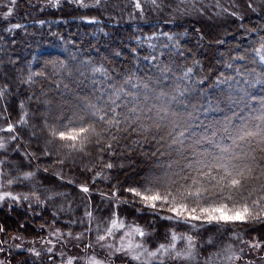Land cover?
Segmentation results:
<instances>
[{
	"label": "trees",
	"instance_id": "16d2710c",
	"mask_svg": "<svg viewBox=\"0 0 264 264\" xmlns=\"http://www.w3.org/2000/svg\"><path fill=\"white\" fill-rule=\"evenodd\" d=\"M2 1L8 3V0H0V3ZM168 2L171 0H162V4ZM225 2L236 9L240 16H227L221 11V17H217L221 20L213 23L218 28L216 31L222 30V34L220 40L211 45L214 51L208 50L209 53L200 42V36H206L200 30V20L191 15L188 21L178 22L180 15L169 14L167 8L160 14L153 11L142 15L144 8L142 11L135 10V0H107L104 4V9H125L124 12L96 10L85 14L73 12L66 4L52 9L46 0H17L8 20L0 16V89L7 86L1 100L14 128L16 125L18 137L12 144L18 148L20 145L28 148L34 158H39L40 164L34 168L38 174L55 177L54 183L44 184L37 190L48 207L54 203L52 194L56 187L61 192H69L70 199L74 200V208L79 209L84 204L79 196L87 193L81 191L80 186L89 184V181L80 178L83 168L91 170L92 179L97 171L102 172L99 178L104 175L113 178V182L118 184L115 187L117 195L123 200L121 194L127 193L126 188L142 185L146 178L162 174L159 165L166 166L178 159L175 149L180 146L172 145L169 133L176 135L182 128H152L148 131L136 129L135 125L122 124L119 130L113 128L110 133H105L100 145L93 142L87 146L86 153L73 152L70 155L67 149L60 147V142L48 143L51 138L46 125L54 122V117H73L74 113L81 111L82 98L88 97L94 101L96 96L110 92V85L119 86L128 77L134 82H150L154 88V92L150 93L152 96L160 91L172 94L176 84H180L183 95H178V102H173L171 107L180 113L182 123L187 126L184 139L188 149L186 155L190 156V146L194 140L209 137L223 147L232 148L237 154L249 152L256 157L257 164L264 165V153L259 150L258 138L240 141L238 147L233 145L230 138L236 135V126L246 124L249 129L255 130L262 123L259 117L264 112V65L259 64L258 58L257 63L253 64L250 58L255 55L253 49L258 48L261 38H264V0ZM141 3L143 6L151 5L148 0H141ZM217 13L220 14L219 11ZM108 17L134 21L114 22ZM153 17H172L173 21L145 20ZM243 21L247 25H242ZM13 24L20 27L12 28ZM217 52L220 56H216ZM165 66L171 71L162 72ZM93 67H103L107 76L94 74ZM189 67L192 72L188 78L181 79ZM30 75L33 83L27 82ZM143 99L141 89V103ZM149 103L156 101L150 100ZM21 116L24 123L20 122ZM67 122V119H63V123ZM113 135L115 140L111 138ZM108 144L112 145L110 149ZM198 147L216 150L206 141ZM127 151H131V154L126 155ZM143 151L150 158L142 155ZM18 152L21 154L20 150ZM34 158L31 157V160ZM60 160L64 163H59ZM109 163L112 167H105ZM234 163L243 165L251 161L240 159ZM54 165L59 166L57 168L60 170ZM259 172L260 168L256 167L253 176L259 175ZM58 173L63 174L64 178L59 179ZM99 178H95L92 189L99 184ZM33 181L36 180H26L25 187L38 188ZM255 183L250 179L249 185ZM128 198L139 199L131 195ZM10 206V211L0 206V229H3L0 236H5L0 240V260L5 264H46L42 253L37 256L31 250L13 251L10 248L13 243L41 241L46 237L42 235L44 233L40 226L36 227L38 222L44 221L43 218H33L38 217V205L23 208L16 202ZM137 206L151 209L142 202ZM127 209L132 210L131 205ZM74 212L77 211L66 214L54 212L52 219L75 228L72 221L75 220ZM158 219L153 218V222L157 223ZM254 221L244 225L260 228L258 230L264 234V219ZM202 222L211 227L224 226V223ZM8 228H15L16 236ZM9 232L14 237L7 235ZM262 236L260 241L264 242ZM82 245H78L79 250L86 251ZM60 247L72 249L65 242H61ZM258 255L250 259L251 264H257L259 258L264 261V244Z\"/></svg>",
	"mask_w": 264,
	"mask_h": 264
},
{
	"label": "snow or ice",
	"instance_id": "6c2138e0",
	"mask_svg": "<svg viewBox=\"0 0 264 264\" xmlns=\"http://www.w3.org/2000/svg\"><path fill=\"white\" fill-rule=\"evenodd\" d=\"M75 2L81 7H90L84 3V0H75ZM16 3L17 0H8V3L0 5L6 9L2 17L4 20H8L13 14ZM59 3L60 0H48L51 7H58ZM100 3L101 0H95L94 6H99ZM150 3L154 8L162 7V0H150ZM217 7L221 6L217 4ZM134 9L143 10L141 0H135ZM19 27L18 24L12 25V28ZM261 39L260 46L253 49L255 55L250 58L253 64L257 63L258 58L259 64L264 65V38ZM153 59L155 58L153 57ZM161 71L169 72L171 69L165 66ZM92 72L107 76V71L103 67H93ZM191 72L192 68H187L181 79L188 78ZM252 72H255V69H252ZM36 75H43V73ZM27 82H34L31 75ZM110 88V92L96 96L94 101L88 97L82 98L81 111L74 113L73 117H54V122L46 125L51 138L48 143L60 142V147L67 149L70 155L73 152L86 153L87 146L93 142L100 145L105 133H110L113 128L119 130L122 124L135 125L136 129L148 131L152 128L157 130L167 127L173 130L182 128L183 130L176 135L169 133L172 137V145L180 146L175 149L178 159L170 161L166 166L159 165L162 168V174L146 178L144 184L128 187L125 191L130 193L133 198H139L145 207L159 208L161 211L172 213V218L178 224L191 221L224 224L247 223L264 219V165L257 164L255 156L249 152L237 154L232 148L223 147L209 137L194 140L190 146V156L185 154L188 151L184 145L187 126L182 123L180 113L171 107L173 102H178V95H183V89L179 83L176 84L172 94L160 91L158 95L154 96L150 95L154 92L150 82H134L131 77L126 78L119 86L110 85ZM141 89H143L144 97L142 103L140 101ZM6 92L7 86L0 89V97L4 96ZM129 97L131 99H128ZM150 100H155L156 103L150 104ZM63 119H67L68 122L63 123ZM259 119L262 123L255 130L249 129L246 124L236 126V135L230 136L234 146L238 147V142L247 141L250 137L258 138L259 150L264 153V112ZM20 122H25L23 116H21ZM14 131L15 128L11 122L7 124L6 128H0V132L13 133ZM111 138L116 139L114 135ZM10 139L16 140L17 137L12 135ZM205 141L212 144L216 150L199 148L198 146ZM3 147L4 143H0V148ZM107 147L110 149L112 145L108 144ZM240 159H248L251 163L243 165L234 163ZM58 162L64 163L63 160ZM105 167L111 168L112 164L109 163ZM256 167L260 168V172L259 175L253 176ZM0 175L3 174L0 173ZM25 175L32 174L26 173ZM100 176H102V172L97 171L93 183L96 182L95 178ZM250 179L257 183L249 185ZM7 183L12 184L13 180H8ZM81 190L85 193L89 192L87 186L82 185ZM116 195V192L111 193L113 197ZM5 197H11L13 200L20 198L12 196L11 192L0 194V200ZM23 198L29 199L27 195ZM86 214L89 217L92 216L91 212ZM115 216L116 214L113 213L103 228L100 224L97 225V243L101 249L108 250L106 257L97 259L94 254L88 258L85 264H117V261L119 264H133V262H137V264H165V257L173 260L194 258V244L191 236L185 237L183 234H179L178 237L176 233H173L168 244L162 243L154 250H149L143 243L135 242L133 239L137 233L143 237L144 232L138 227L125 224L123 220H118ZM2 230L0 229V231ZM117 230L123 231V235L120 236L119 247H114L112 243L105 241L107 237L115 238ZM178 238L182 241L186 239L187 244L182 248L178 247L175 243ZM262 244L264 242L254 240L250 247L260 249ZM48 251L51 252L52 249H48ZM36 255L39 256L40 253L36 252ZM214 255L222 259L225 264H235V261L241 259L237 253L232 251L231 246L225 248L223 254L216 253ZM77 259V256H72L65 264H74ZM212 262L213 256L210 255L206 258V264H212Z\"/></svg>",
	"mask_w": 264,
	"mask_h": 264
},
{
	"label": "rangeland",
	"instance_id": "374dc122",
	"mask_svg": "<svg viewBox=\"0 0 264 264\" xmlns=\"http://www.w3.org/2000/svg\"><path fill=\"white\" fill-rule=\"evenodd\" d=\"M106 1L107 0H101L99 6H94L95 0H84V3L90 5V7L84 8L79 6L75 0H60L58 7L66 4L67 7H69L73 12L80 14L90 13L96 10H100V12L106 10H121L122 12L126 11L125 9H104L106 6L104 5ZM252 1L256 2V0ZM46 3L48 7L52 9L58 8L51 7L48 4V0H46ZM3 4L6 3L2 1L0 5ZM217 4H219L221 7H217ZM178 5H180V7H178ZM143 8L144 10L142 11V15L146 14L147 12L153 13V11H155L154 14H160L164 8H167L169 14L180 15L178 22L188 21V17L193 15L195 19L201 21L200 30L202 31V35L205 33L206 36H200V42H202L203 46L206 47L208 53L210 50L214 51L211 45L215 42H218L220 40V34H222V30L216 31L218 28H216V24L213 23V21L221 20V18H217L221 17V11L227 9V11H224L225 15H232L233 17L240 16L236 9L226 5L225 0H183V3H181V0H171V2L162 4V7L159 9L154 8L152 5H145ZM218 11L220 14L217 13ZM5 12L6 9L0 7V16H3ZM233 12L236 14L233 15ZM108 18L113 19L114 22L134 21V19L127 20L114 19L112 17ZM211 18L215 20H212ZM138 19L141 20L140 18ZM145 20L172 22L173 18L153 17L152 19ZM203 21H205L204 24ZM245 23L246 21H243L241 24L245 26L247 25ZM196 25L198 24L196 23ZM234 26L236 27V25ZM237 27H239V24ZM201 52H203L202 48ZM216 56H220V53L217 52ZM207 57H209L208 54ZM9 122H11L10 115L8 111L4 110V106L0 97V128H6ZM37 134V136H39V133ZM12 135L18 137L16 134V129L13 133L0 132V143H4V147L0 148V173L3 174L0 175V185H2L0 186V194L4 192H11L12 196H17L20 198L13 200L11 197H5L3 200H0V206L4 207L7 211H10V205L16 204V202L23 208H30L37 204L39 207L38 217L33 218H43L44 221L38 222L36 227L40 226L42 232L44 233L42 235L46 236L41 241H20L13 243L10 246L13 251H32L35 249V251H32V253H42V255L45 257L46 264H65V262L72 256L78 257V259L74 261V264H85L88 258L92 257L94 254L97 259L104 258L106 257L108 250L101 249L100 245L97 243V225L100 224L101 228H103L107 224L108 219L112 217L113 213L116 214V219L123 220L125 224L138 227L144 232L143 237L137 233L133 239L135 242L143 243L147 248H149V250H154L159 246V244L162 243L168 244L173 233H176L178 237L179 234H183L185 237L191 236L193 238L195 254L193 259L173 260L171 258L165 257V264H206V258L210 255L213 256V262H216L217 264H225L222 259L216 257L214 254H223V250L228 246H231L232 251L241 257V259L235 261V264H251L250 259H254L255 256L259 257V252L263 250V244L260 249L250 247L254 240L260 241V235H263L262 237H264V234L258 230L260 228L244 225L245 223L241 222H231L223 224L224 226L221 227H211L208 224H204L202 221H191L187 223H179V225H177V221L172 218V213L161 211L159 208L147 209L138 207L137 205H139L141 201L139 199H129L128 196L131 194L128 192H122L121 195L124 197L123 200L120 199L118 195L114 197L111 196V193L113 192L118 194V191L115 189L118 184L113 182V178H111L109 175H104L101 178L98 177L99 184H96L95 186L97 187L92 189V172L91 170L87 171L86 168L81 169L82 176H80V178L89 181V184L83 185L89 188V192H87V195L85 196H79L84 204L80 206L79 209L74 208V200L70 199L69 192H61L56 187L54 193L52 194L54 203L50 204L51 207H48L47 204L42 201L41 194L37 190H40V187L44 186V184L50 185L54 183V176L49 178L38 174L34 168L40 164L39 158H34V154L30 153L28 148L22 145H20V148L15 147L12 144L14 140L10 139ZM29 149L32 150L30 147ZM33 149L36 151L35 146H33ZM18 150L21 151V154H19ZM125 154L130 155L131 151H127ZM142 155L150 158L148 154L146 155V151H143ZM30 156L34 158V160H31ZM149 164L150 163L147 165ZM54 166H56L55 168L59 167L57 165ZM57 170L59 171L60 168H57ZM70 170L71 169H68V171ZM54 172H56V170ZM26 173H31L32 175L26 176ZM57 175L59 176V179L64 178L63 174L58 173ZM8 180H13V183L8 184ZM26 180H36L33 181V183L38 188H26L24 184ZM67 180L69 181V179ZM33 193H35V195H33ZM26 195L29 197L27 200L23 198ZM56 198H59L60 200H56ZM58 203L62 204L56 206ZM125 204H129V206L131 205V208L134 211L127 209L129 206L124 207ZM68 211H77L74 212L75 220H72L76 225L75 228L67 227L60 222H54L52 219V214L54 212H63L66 214ZM88 212L92 213L91 217L86 214ZM141 214L143 216H140ZM85 217L86 220H84ZM153 218H159L158 222L154 223ZM32 220L33 219L30 221ZM253 223H255V221H253ZM193 225H195V227H193ZM10 229L11 228H8V231H10ZM89 229L91 230L89 231ZM11 230L15 234L16 229L12 228ZM17 232L24 233L21 231ZM7 235L14 237L11 232L7 233ZM121 235H123V231L117 230L116 237H107L105 242L112 243L114 247H119ZM4 238L5 236H0V240H3ZM61 242H65V244L69 247H72V249H65L63 247L61 248ZM84 243L87 245H82ZM175 243L178 247L182 248L187 244V240L185 239L182 241L178 238ZM78 245L84 246L83 248H85L86 251L79 250ZM48 249H52V251L49 252ZM60 249H65L66 251L60 253ZM248 256L251 257L248 258ZM263 262L264 261H262L260 258L257 259V264H263ZM0 264L5 263L0 260ZM117 264H119V261H117ZM133 264H137V262H133Z\"/></svg>",
	"mask_w": 264,
	"mask_h": 264
}]
</instances>
